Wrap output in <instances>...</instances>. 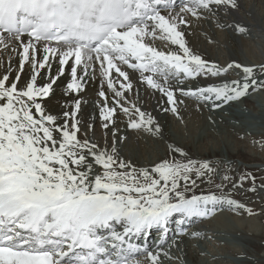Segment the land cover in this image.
Instances as JSON below:
<instances>
[{"label":"snow or ice","instance_id":"6c2138e0","mask_svg":"<svg viewBox=\"0 0 264 264\" xmlns=\"http://www.w3.org/2000/svg\"><path fill=\"white\" fill-rule=\"evenodd\" d=\"M122 2L131 5V9H125L105 39L88 45L87 52L64 47L61 41L65 37L59 31L49 36L37 35L26 22L0 30V48L16 42L21 49V74L29 62L33 69H43L50 59L56 58L62 75L73 61L67 89L76 95L86 86L84 77L98 64L116 105L108 107L106 93L99 92L105 101L100 113L105 129L115 123L119 108L129 115L132 129L160 131L154 119L139 107L124 106L125 93L133 90V83L129 73L118 64L138 72L141 81L162 93L171 105L170 110L177 114L176 91L212 101L219 108L245 98L251 89L264 87L254 78L252 67L236 64L245 74L243 80L213 87L174 89L173 83L180 84L183 78L219 77L226 70L191 50L181 30V25L189 26V21L161 14L157 5L164 0ZM2 3L4 0H0ZM215 6L235 8L237 4L236 0H191L186 11L198 18ZM158 31L161 39L180 51L165 53L145 42V37L155 38ZM38 49L42 50L40 62L36 60ZM78 69H82L79 76ZM113 70L127 83H120L117 88ZM92 74L95 75L94 70ZM9 79L8 74L0 77V264H136L133 253L139 249L129 237L141 236L154 228L166 229L174 214L188 219L205 218L215 214L217 206L246 208L223 195L187 197L181 191L182 187L190 190L197 179L214 171L208 163L169 159L150 170H137L119 159L115 147L109 152L87 139L81 140L79 121L75 120L81 107L79 100L75 101L72 113L64 112L66 122L57 124L56 117L45 115L39 102L50 96L56 78L37 87L33 76L24 90L17 87L20 75L10 85ZM70 119L75 121L71 128L67 123ZM171 150L186 155L179 148ZM89 157L101 166L102 175L92 178L93 163ZM246 210L252 214L251 209ZM180 223L184 224L185 219Z\"/></svg>","mask_w":264,"mask_h":264},{"label":"bare ground","instance_id":"6f19581e","mask_svg":"<svg viewBox=\"0 0 264 264\" xmlns=\"http://www.w3.org/2000/svg\"><path fill=\"white\" fill-rule=\"evenodd\" d=\"M189 1L164 0V3L157 7L166 17L187 19L189 26L181 25V30L185 33L188 46L195 54L226 71L219 77L206 75L195 80L183 78L180 84L173 83L174 89L213 87L243 80L245 74L241 68L235 67L236 64L252 67L254 78L264 83V71L261 72L264 68V0H236L235 8L215 6L211 12L204 11L207 13L205 17L200 15L198 18L186 11L191 7ZM247 26L249 27L246 28ZM239 27L244 31H238ZM251 31L253 35L249 34ZM161 35L158 31L155 38L145 37V42L165 53L180 51L177 46L161 39ZM20 53L21 49L14 41L8 48H0V77L8 74L10 79L7 83L10 85L14 78L20 75L17 84L19 90H24L33 76L37 87L46 86L56 78L50 96L40 99L39 102L45 115L56 117L57 124L66 122L64 112L72 113L75 101L79 100L81 107L79 113L75 115V120L79 121L78 136L81 140L87 139L98 145L99 149L109 152L115 147L119 159L137 170H150L161 161L169 159L177 162L207 159L214 171L202 179H197V184L190 190L182 187L181 191H184L187 197L223 195L246 206L238 209L226 205L217 206V211L210 215L207 222L194 223L195 225L204 223L205 227L190 229L192 235L186 233L189 222L185 220L184 224L179 225L181 235L177 236V230L168 231L162 239V242H165L163 247L148 255L134 256L136 264H164L158 256L163 255L168 249L170 254L167 260L176 264H264V254L260 255L264 252V226L260 222L264 217L257 216L263 203H261L263 191L258 189L250 191L251 188L247 186L252 182L249 179L243 180V175L247 172L246 164L256 165V169L264 166V142L255 140L259 136H264V87L251 89L245 98L222 104L219 108H215L212 101L184 96L176 91L177 114L170 110L171 105L162 93L150 89L141 81L138 72L118 64L129 73L130 82L133 83V90L125 93L124 106L131 107L134 104L139 107L154 119L160 131L156 133L143 128L132 129L129 126V115H125L119 108L115 123H110L105 129L103 127L105 122L100 115L101 106L105 101L99 96V92L106 93L108 107L116 105L114 93L100 76L98 64L90 69L89 76L84 77L86 86L79 95H76L69 93L67 89V84L71 82L70 67L73 61L70 60L62 75L61 66L56 58L50 59L43 69H33L29 62L21 74ZM41 56L42 50L38 49L37 62H40ZM93 70L95 75L92 74ZM81 74L82 69H78V76ZM113 79L117 81V88L120 83H127L114 70ZM34 114L38 117V114ZM74 122L72 119L67 121L70 128ZM150 135L159 140L153 141ZM158 141L162 142L159 144ZM172 148H179L186 155L181 156L172 152ZM89 161L93 163L95 170V164L90 157ZM100 171L99 174L102 175L101 166ZM225 176L229 179L225 180ZM205 184L209 186L197 189V186ZM246 209H251L252 214ZM169 220L172 221V217ZM202 229L211 230L214 238L197 235L199 233L195 231ZM159 234L155 236L158 237ZM211 241L215 242L217 247H212L209 256L206 249L210 250L208 246ZM152 256L157 259L153 261Z\"/></svg>","mask_w":264,"mask_h":264},{"label":"clouds","instance_id":"9594fccd","mask_svg":"<svg viewBox=\"0 0 264 264\" xmlns=\"http://www.w3.org/2000/svg\"><path fill=\"white\" fill-rule=\"evenodd\" d=\"M131 5L122 0H4L0 4V30L26 22L37 35H64L62 45L88 51L105 39Z\"/></svg>","mask_w":264,"mask_h":264},{"label":"rangeland","instance_id":"374dc122","mask_svg":"<svg viewBox=\"0 0 264 264\" xmlns=\"http://www.w3.org/2000/svg\"><path fill=\"white\" fill-rule=\"evenodd\" d=\"M238 27V26H237ZM249 26H247L246 28H248ZM240 28V27H239ZM251 30V29H250ZM238 34V33H237ZM254 34V33H253ZM264 71V68L261 70V72ZM57 86V85H56ZM55 87V86H54ZM260 90V89H259ZM144 135V133H143ZM151 137H153V135H150ZM153 141H157L159 139H156L155 137L152 138ZM258 142L260 143H263L264 142V136H259L257 139ZM159 144L162 142V141H158ZM205 160V161H204ZM194 162H196L197 164H202V163H208L210 165V161L207 160V159H197L195 160ZM238 164L240 165L241 163L238 162ZM254 166V167H253ZM256 165H253V164H246V170L247 172L243 175V177H247V179L250 180V182H252L249 186L247 187H250V188H255V189H258L260 191H263V197H262V200H261V203H262V206L259 207V213L257 214V216L259 215L260 218H263L264 217V166H262V168L260 169H256L255 167ZM255 168V169H254ZM101 174V171H100V166L99 165H95V170H93V173L91 175L95 176L96 174ZM195 175V174H194ZM252 178H255L254 180ZM245 180V179H243ZM205 186H209V184H205L204 186H197V189L199 188H204ZM241 190L242 187L240 188ZM263 209V210H262ZM261 210V211H260ZM260 221V220H259ZM261 222V225L264 226V220L260 221ZM233 240V239H232ZM210 248V250L206 249V251L209 253L211 250H213L212 247L216 248L217 245L215 242H212L209 244L208 246ZM212 248V249H211ZM212 253V251H211ZM211 253H209V256L211 255ZM264 252L260 253V255H263ZM171 264H176L174 262L171 261Z\"/></svg>","mask_w":264,"mask_h":264}]
</instances>
